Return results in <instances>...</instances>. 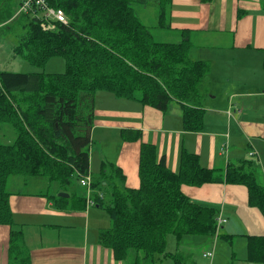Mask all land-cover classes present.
<instances>
[{"label": "trees", "instance_id": "16d2710c", "mask_svg": "<svg viewBox=\"0 0 264 264\" xmlns=\"http://www.w3.org/2000/svg\"><path fill=\"white\" fill-rule=\"evenodd\" d=\"M199 1L209 4L212 0ZM47 2L63 11L67 23L52 22L54 28L46 32L40 18L23 14L19 18H23L24 31L12 50L39 68L52 56H61L65 72L0 71V130L8 126L15 133L10 142L0 140V225L10 228L9 264L29 263L22 233L13 226L8 191L11 177L46 178L58 189L51 196L54 201L75 200L83 207L85 198L69 193L67 187L73 178L80 183L90 175V133L97 91L137 100L160 111L176 101L182 106L184 129H203L204 96L199 86L207 75V63L189 59L191 42L186 36L177 44L155 41L134 10V5L152 6L157 26L168 28L165 18L172 0ZM19 3L0 0V30L12 19ZM139 138L136 131L123 133L124 140ZM108 164L110 173L104 162L101 174L91 178L96 206L103 208L110 220V227L99 233V243L111 249L116 260L134 254V264H155L165 258H172L174 264H192L185 256L188 253L166 251L167 236L173 235L177 242L186 236L212 237L218 209L191 201L180 188L216 183L222 176L201 167L196 155L185 152L178 172L173 173L163 158L156 160L155 148L149 144L140 147L138 189L121 188L118 183L123 175ZM224 179L244 186L248 204L264 218V185L257 182L253 170L228 169ZM58 193L69 197H58ZM247 260L264 263V237L249 239Z\"/></svg>", "mask_w": 264, "mask_h": 264}, {"label": "crops", "instance_id": "0c3cea01", "mask_svg": "<svg viewBox=\"0 0 264 264\" xmlns=\"http://www.w3.org/2000/svg\"><path fill=\"white\" fill-rule=\"evenodd\" d=\"M167 16L168 28H159L168 33L165 43L177 44L186 36L191 42V61L208 64L207 59L216 51L231 56L219 61L216 73L209 69L200 84L203 129H184L182 106L176 101L160 111L137 100L97 92L90 133V177L93 173L98 177L102 163L108 162L123 175L118 183L121 188L138 189L141 144L153 146L156 160L163 158L173 173L179 170L182 153L196 155L201 167L214 170L222 180L201 186L182 185L181 192L193 202L218 209L216 220L220 217L226 221L225 227L221 226L225 233L222 237L231 250L241 241L235 237H242L243 246H238L239 255L232 253L230 264H264L247 260L249 239L264 237V218L248 204L244 186L224 179L228 169L242 167L258 172L259 163L262 167L264 120L253 115L256 105L264 111V0H212L209 4L172 0ZM197 52L201 55L194 57ZM248 56L256 58L251 62L254 67L243 69L250 61L242 58ZM134 131L139 132V140L123 139L124 132ZM252 158L259 160L257 166ZM37 182L22 178L24 186ZM46 183V192H13L8 188L13 226L22 233L28 264H133V254L130 260H116L113 251L99 243V233L110 227V220L104 209L96 206L97 192L91 185L85 187V203L79 208L82 204L75 200L54 201L51 196L58 189ZM93 204L95 208L88 207ZM9 231L8 226L0 225V264H9ZM210 261L219 264L216 254Z\"/></svg>", "mask_w": 264, "mask_h": 264}, {"label": "rangeland", "instance_id": "374dc122", "mask_svg": "<svg viewBox=\"0 0 264 264\" xmlns=\"http://www.w3.org/2000/svg\"><path fill=\"white\" fill-rule=\"evenodd\" d=\"M16 1L20 3L18 6L16 5L17 7H15V14L13 15L12 19L7 22V25L2 27V29L0 30V71L16 72V73L42 72L45 74L64 73L66 70V66H65L64 59L61 56H52L44 64L43 68H39V67L32 65L28 60H26L22 56L14 54L12 48L16 45L19 35L24 31V29H22L23 18H19V17L25 14L20 11L21 9L20 5L22 3V0H14V3ZM134 10L136 14L138 15V17L140 18L141 22L147 27V29L152 35V38L155 41H160V42L168 41L167 31L159 29V27L157 26L158 24L157 23L158 22L157 13L152 6L134 5ZM165 21L166 23H168V16H166ZM42 30L46 32L49 31L45 29H42ZM194 55H195L194 57H198L201 54L197 52ZM230 58L231 56L229 55L228 52L216 51V53L214 54V57L207 59L208 71L209 69H211V72L216 73V71L219 70L217 66L219 61H223L224 59H230ZM242 59L243 61H245L246 59L250 61V63H247L243 66V69H250L254 67V64H252L251 62H254L256 60L255 57L248 56ZM201 86L202 85H200L199 88H201ZM217 88H219V86H217ZM97 92L106 93L107 91H97ZM97 92H96V95H97ZM253 116L259 120H264V111H262V109L258 108L256 105L255 113ZM14 137H15V133L12 131L10 127L4 126L0 130L1 142L3 143L10 142L11 140L14 139ZM90 150H91V147H90ZM92 151L89 152L90 158L93 155ZM251 161L256 166L259 162L257 158H252ZM260 167H261V164L259 163V166H258L259 171L254 172V175L256 177L257 182L259 184L264 185V178H263L264 169L262 168L264 167V150H263V162H262V167H261L263 172L261 169H259ZM106 170H107V173H110L111 169H110V165L108 164V162H106ZM97 173H99L100 175L101 171L100 172L98 171ZM95 177H96V173H93V178ZM22 178L20 176L11 177L8 183L9 190L13 192H17V191L19 192H38V191L46 192L47 191L46 182L48 181L46 178L45 179L44 178L29 179V180H35L38 182L34 185L28 184L26 186L22 185ZM115 179L119 180L117 178ZM67 190L69 191V193H75L77 195H82V196L85 195V187L81 186L79 181L76 180L75 178L71 180V184L70 186L67 187ZM59 194L60 193H58L57 195ZM88 207L95 208L94 204L93 206H88ZM103 213L105 214L107 218L108 215L106 214L105 210L103 211ZM222 235L224 236L225 233L221 228L217 229V225H215V233L212 237L202 236V235L186 236V237H183V241L181 243H177L173 235H168L166 251L170 254L178 253L180 255H185L186 253H188L185 256L190 257L192 264H212L210 260H207L202 257V253L213 251L214 255L216 254V257L218 258L219 264H230V261H231L230 256L232 255V253L239 255L238 246H240V244H242L243 246L244 240L242 239V237H235V238H239V240L241 241H239L240 243L237 241L235 243L234 250H231L230 246L226 243ZM213 245H214V249H213ZM133 256H134L133 258H135L134 254ZM129 258L127 259L130 260ZM139 261H141L140 257H139ZM130 262L134 264V260H130ZM156 264H174V261L172 258H165L164 260H162L161 262H157Z\"/></svg>", "mask_w": 264, "mask_h": 264}, {"label": "built area", "instance_id": "2783aa9c", "mask_svg": "<svg viewBox=\"0 0 264 264\" xmlns=\"http://www.w3.org/2000/svg\"><path fill=\"white\" fill-rule=\"evenodd\" d=\"M20 11L25 14L35 15L41 19V28L45 30H52L54 24L52 22H57L61 24H66L67 20L65 14L62 10L53 8L48 5L47 0H22L20 5ZM254 155V153H250V156ZM80 185L86 188H90L91 185V177L90 175L84 178H81ZM101 197V194H100ZM226 221L222 218H218L216 220L217 229L221 228V226ZM214 256V252H206L202 254V257L205 259L211 260Z\"/></svg>", "mask_w": 264, "mask_h": 264}, {"label": "water", "instance_id": "95a60500", "mask_svg": "<svg viewBox=\"0 0 264 264\" xmlns=\"http://www.w3.org/2000/svg\"><path fill=\"white\" fill-rule=\"evenodd\" d=\"M58 197H61V198H68L69 195H68V194H65V193H60V194L58 195Z\"/></svg>", "mask_w": 264, "mask_h": 264}]
</instances>
